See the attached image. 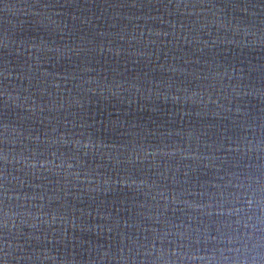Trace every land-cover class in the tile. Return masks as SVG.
I'll use <instances>...</instances> for the list:
<instances>
[{"label":"water","instance_id":"obj_1","mask_svg":"<svg viewBox=\"0 0 264 264\" xmlns=\"http://www.w3.org/2000/svg\"><path fill=\"white\" fill-rule=\"evenodd\" d=\"M0 264H264V0H0Z\"/></svg>","mask_w":264,"mask_h":264}]
</instances>
